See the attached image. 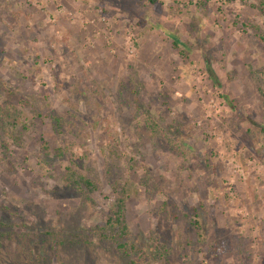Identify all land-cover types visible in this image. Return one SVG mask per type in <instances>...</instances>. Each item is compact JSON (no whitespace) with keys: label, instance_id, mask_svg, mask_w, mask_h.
Masks as SVG:
<instances>
[{"label":"rangeland","instance_id":"obj_1","mask_svg":"<svg viewBox=\"0 0 264 264\" xmlns=\"http://www.w3.org/2000/svg\"><path fill=\"white\" fill-rule=\"evenodd\" d=\"M0 104V264H264V0H0Z\"/></svg>","mask_w":264,"mask_h":264},{"label":"trees","instance_id":"obj_2","mask_svg":"<svg viewBox=\"0 0 264 264\" xmlns=\"http://www.w3.org/2000/svg\"><path fill=\"white\" fill-rule=\"evenodd\" d=\"M154 1V0H151ZM173 43L176 45L178 43V39L174 37ZM12 92V91H10ZM21 124V121L18 120V113L17 111H10L5 106L0 104V128L7 131V129H10L11 131H14L19 127ZM59 151V150H58ZM68 174L66 177V180L69 182V185H71L73 188H76L78 191L83 192H92L96 193L100 190L98 184L93 181L91 178L82 175L81 173H78L75 170H72L70 167H68ZM102 198L105 200H110L112 198L111 194L102 195ZM117 207L112 211V213H109L106 215L103 222L99 223L96 226L95 233L98 234L97 236L101 240H111L116 245V247L121 250L122 254H125L126 257L130 255L134 251H140L139 246L135 243V241L130 237V231L129 226L125 218V200L123 197H119L116 199ZM195 215H197V210L195 211ZM199 228V221L195 220L193 222ZM52 231H48L47 233H51ZM79 237L80 234H78ZM85 241L87 243H90L91 240L88 239L89 235L86 234ZM43 240H46V237H42ZM74 239H64L59 238L57 236H54L53 242H57L59 244L64 243H73ZM79 241H82L80 239ZM163 251H161V254L164 256H168L170 247L166 244H163ZM153 253L155 254V257L159 258L160 249L155 248L153 250ZM133 262V259H132ZM30 263V262H29ZM34 264V263H31Z\"/></svg>","mask_w":264,"mask_h":264}]
</instances>
